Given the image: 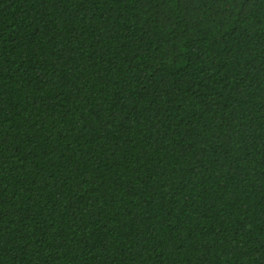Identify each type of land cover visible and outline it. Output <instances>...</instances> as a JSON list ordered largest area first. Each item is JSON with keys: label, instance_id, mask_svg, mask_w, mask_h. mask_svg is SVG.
Returning a JSON list of instances; mask_svg holds the SVG:
<instances>
[{"label": "trees", "instance_id": "16d2710c", "mask_svg": "<svg viewBox=\"0 0 264 264\" xmlns=\"http://www.w3.org/2000/svg\"><path fill=\"white\" fill-rule=\"evenodd\" d=\"M0 264H264V0H0Z\"/></svg>", "mask_w": 264, "mask_h": 264}]
</instances>
